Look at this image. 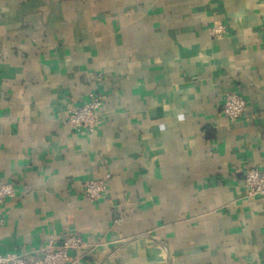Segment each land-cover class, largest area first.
<instances>
[{"label": "crops", "instance_id": "1", "mask_svg": "<svg viewBox=\"0 0 264 264\" xmlns=\"http://www.w3.org/2000/svg\"><path fill=\"white\" fill-rule=\"evenodd\" d=\"M98 90L103 125L71 131L68 100ZM227 92L248 104L237 122ZM252 167L264 0H0V186L16 193L0 205L1 255L38 259L77 234L72 264H264ZM89 180L106 183L96 202Z\"/></svg>", "mask_w": 264, "mask_h": 264}, {"label": "built area", "instance_id": "2", "mask_svg": "<svg viewBox=\"0 0 264 264\" xmlns=\"http://www.w3.org/2000/svg\"><path fill=\"white\" fill-rule=\"evenodd\" d=\"M225 28L218 26L213 29L215 35L220 37ZM101 81V77L98 78ZM108 96L104 91H96L89 95L86 102L81 105H71L66 113V124L75 133H94L104 123L101 109L107 103ZM222 112L231 122L239 121L245 114L248 104L245 99L236 92H227L223 96ZM109 176H107V179ZM244 188L248 197H264V168L252 167L248 169L244 177ZM106 192L105 181L89 180L83 184L85 197L96 202L103 198ZM15 189L12 184L0 186V205L7 199L14 198ZM3 223L0 220V225ZM85 246V240L77 234H65L57 244L49 243L38 252V259H26L16 255L3 256L0 254V264H72L71 251Z\"/></svg>", "mask_w": 264, "mask_h": 264}]
</instances>
